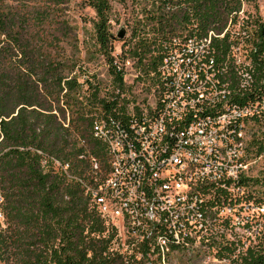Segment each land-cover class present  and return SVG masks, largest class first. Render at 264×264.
I'll return each mask as SVG.
<instances>
[{
  "label": "trees",
  "instance_id": "obj_1",
  "mask_svg": "<svg viewBox=\"0 0 264 264\" xmlns=\"http://www.w3.org/2000/svg\"><path fill=\"white\" fill-rule=\"evenodd\" d=\"M68 0H0V264H123L109 252L111 231L91 204L92 163L103 179L104 145L93 138L95 120L124 112L118 95H101L62 48L71 27L62 17ZM143 31L128 53L153 80L174 41L209 40L225 102L248 109L246 154L264 152V16L240 18L254 0H144ZM95 14L97 51L114 83L123 69L111 57L109 0H82ZM62 6V8L60 7ZM196 50L199 47H195ZM206 59L203 60L205 62ZM77 72V73H76ZM251 179L242 177L247 187ZM253 184L264 187V178ZM244 200L264 204V191ZM239 252L236 264H264V229Z\"/></svg>",
  "mask_w": 264,
  "mask_h": 264
},
{
  "label": "built area",
  "instance_id": "obj_2",
  "mask_svg": "<svg viewBox=\"0 0 264 264\" xmlns=\"http://www.w3.org/2000/svg\"><path fill=\"white\" fill-rule=\"evenodd\" d=\"M208 43L174 41L152 75L150 107H136L137 116L124 111L94 121L102 126L100 141L112 144L116 182L109 188L113 197L105 198L92 163L94 184L86 192L113 235L109 252L123 264L129 259L145 264L151 250L161 247L170 256L179 252L174 242L184 243L186 252L237 248L244 228H252L255 239L261 218L256 214L264 206L244 200L240 184L248 168L243 118L250 112L225 102L212 59L201 51ZM193 90H200V98H193ZM198 203L217 205L214 229H207ZM188 237H197V245H188Z\"/></svg>",
  "mask_w": 264,
  "mask_h": 264
},
{
  "label": "rangeland",
  "instance_id": "obj_3",
  "mask_svg": "<svg viewBox=\"0 0 264 264\" xmlns=\"http://www.w3.org/2000/svg\"><path fill=\"white\" fill-rule=\"evenodd\" d=\"M109 31L112 36L111 57L123 69V87L119 88L109 74V68L104 56H102L95 46L93 22L95 14L91 8L85 6L82 0H68L63 6L64 16L62 19L68 22L71 27V36L67 43L61 46L65 54L82 67L79 80L88 77L93 85H98L101 95L107 97L118 95V106H122L124 111L133 113L136 107L149 108L153 101V80L145 76L137 61L130 57L127 52L128 47L133 45L134 30L143 31L142 9L145 6L144 0H109ZM62 6H60L62 8ZM257 13L264 16V0H254L242 6L239 14L240 18L244 14ZM123 32L124 36L118 38V33ZM77 73V72H76ZM251 123L247 121L245 142L250 141ZM247 146V145H246ZM248 168L246 176L251 179L249 185L244 187V195L264 191L261 185L253 184L254 179L264 178V152L262 155L253 158L246 154ZM94 176L95 174L92 173ZM102 176L98 173L97 177ZM264 206V204L262 205ZM257 211V210H256ZM259 213V214H258ZM256 224L257 231L264 229V213ZM239 246L225 244L216 249L179 251L169 256L170 264H236L235 260L239 252H244L252 246L256 239H251L247 234H237Z\"/></svg>",
  "mask_w": 264,
  "mask_h": 264
},
{
  "label": "bare ground",
  "instance_id": "obj_4",
  "mask_svg": "<svg viewBox=\"0 0 264 264\" xmlns=\"http://www.w3.org/2000/svg\"><path fill=\"white\" fill-rule=\"evenodd\" d=\"M193 98H200V90H193ZM130 116H137V110L130 113ZM100 133H102V126H97L95 123L92 128L93 138L100 141ZM100 142L104 145L108 170L103 179L98 180L99 188L104 189L105 198H112L113 190L109 188L116 182L114 153L112 152L111 142ZM110 209H117V202H110ZM198 213L204 214V221H207V229H214L216 227L217 205H210L207 207V203H198ZM243 234L249 235L252 239V228H244ZM128 239H135V232H128ZM188 245H197V237H188ZM181 250H184V243L174 242V251ZM167 263H169L168 247H161L160 250H151L150 261H146L145 264ZM126 264H141V259H129Z\"/></svg>",
  "mask_w": 264,
  "mask_h": 264
},
{
  "label": "water",
  "instance_id": "obj_5",
  "mask_svg": "<svg viewBox=\"0 0 264 264\" xmlns=\"http://www.w3.org/2000/svg\"><path fill=\"white\" fill-rule=\"evenodd\" d=\"M117 36H118V38H122L124 36V33L123 32H119Z\"/></svg>",
  "mask_w": 264,
  "mask_h": 264
}]
</instances>
